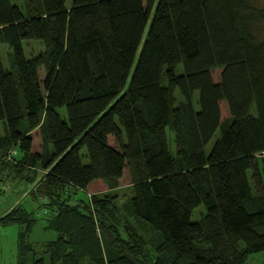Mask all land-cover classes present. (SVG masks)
Wrapping results in <instances>:
<instances>
[{"label": "trees", "instance_id": "trees-1", "mask_svg": "<svg viewBox=\"0 0 264 264\" xmlns=\"http://www.w3.org/2000/svg\"><path fill=\"white\" fill-rule=\"evenodd\" d=\"M15 1L0 0V173L33 183L25 197L56 234L31 241L37 206L17 203L0 216L18 226L16 264H251L264 252V0ZM28 39L42 51L26 56ZM124 169L122 210L146 236L116 227L109 191ZM94 180L107 191L75 199Z\"/></svg>", "mask_w": 264, "mask_h": 264}, {"label": "rangeland", "instance_id": "rangeland-1", "mask_svg": "<svg viewBox=\"0 0 264 264\" xmlns=\"http://www.w3.org/2000/svg\"><path fill=\"white\" fill-rule=\"evenodd\" d=\"M12 2L17 3L19 6H20L19 3H21V2H16L15 0H12ZM22 43H23L24 53L26 56L35 55L39 53L40 51H42L43 49L42 44L35 39L23 40ZM7 51H8L7 46L5 44L0 43V58H1L3 67L6 69L9 68L8 59H7ZM177 70H179V68H177ZM219 72H220L219 68H214L210 71L211 78L214 82L218 80ZM43 76H44L43 69L39 68L38 70L39 79H41ZM175 95H176L177 100H179L180 97L178 96V94L175 93ZM196 96H197V92L194 93V98ZM218 106H219V112H220V119H223L227 116L226 105L223 101H220ZM59 112H60L61 117L65 118V112H64L63 107L59 108ZM1 126H2V122L0 121V134L2 133ZM165 135H166L168 149L170 150L171 153H174L172 133L167 127L165 128ZM215 135H217V131L215 132L214 136ZM214 136H212L210 141L206 144L205 146L206 150L209 148L211 142H213ZM108 142L110 144H114L112 138L110 137L108 138ZM39 146H40L39 137L37 134H35L31 147L33 150H36L39 148ZM83 161H86V159L83 158ZM16 179H9L4 183L3 189L5 190V193L0 194V206L4 205V203H7V201L11 203L14 198L18 197V194H12V193L15 192L18 189V187L22 186L24 181L17 183L18 180ZM129 185L130 183H129L128 174H127V171L124 169L121 177L117 180V186L109 191L112 194L114 193L116 196L114 200L115 206L118 211L116 215V227H117L118 232L123 238H126L125 231L123 230L124 224H129L135 231H137L143 236H146V232L144 231L143 228L139 226L138 222L134 218L125 214L122 210L123 208L122 206L126 202V199L130 194ZM25 187H27L26 189L27 191L29 189V186L27 183L25 184ZM95 190L97 192L100 191L98 196L102 195L104 191H107L106 186L103 183H99V185L97 186ZM74 196H75V199L83 200L87 198V193L85 191L78 190L76 191ZM21 201H22L21 202L22 205L27 209H32L37 206L36 212H35V214L37 213V215H35L36 222L30 232L29 239L33 242H41L44 240L53 239L56 236L55 232L50 229H45L42 226L45 222L44 219L46 217V214L43 212L42 209L38 207L39 201L38 202L31 201L26 197H24L23 200ZM71 203L74 204L75 202L74 203L71 202ZM203 211H204V208L202 205H198L194 207L191 210V213L189 216L190 221L198 220L199 216L201 215V213H203ZM17 228L18 226L16 224H10V225L0 228V264H16L15 238H16ZM36 250L37 252L35 256L36 257L42 256L44 257V260H46V255L41 254L38 248ZM263 255H264V252L251 255L250 260H249L250 263L255 264L257 261H260ZM141 256L145 259H150L154 256V253L149 246H145L143 250L141 251ZM26 264H29V262L27 261Z\"/></svg>", "mask_w": 264, "mask_h": 264}, {"label": "crops", "instance_id": "crops-1", "mask_svg": "<svg viewBox=\"0 0 264 264\" xmlns=\"http://www.w3.org/2000/svg\"><path fill=\"white\" fill-rule=\"evenodd\" d=\"M1 131L2 133L0 135L3 134L4 132V126H3V123H2V126H1ZM30 134L32 136V143H33V138L35 136V134L38 135V132H37V129L34 128L30 131ZM31 143V145H32ZM40 147V146H39ZM31 150L34 151V152H38L39 151V148L36 149V150H33L32 147H31ZM0 178H2L0 180V194H4L5 193V190L3 189L4 188V183L9 180V179H16L18 180L17 183L21 182V181H24L23 179H19V177L17 176H13L9 171H3L2 173H0ZM99 183H102L100 182L99 180H94L92 182H90L87 187L85 188V190H81V191H85L86 193L90 194V193H99L97 192L95 189L97 188V186L99 185ZM25 184L26 182L24 181L23 185L18 187V189L13 192L12 194H18V197L14 198L13 201L10 203L9 201H7V203H4V205H1L0 206V216L4 215L5 213H7L12 207H14L17 203L21 202V200H23V198L25 197V195L27 194L28 190L31 189L33 183L31 184H28L29 186V189L26 191L27 187H25ZM105 185V184H104ZM102 192V191H101ZM24 194V195H23ZM23 195V196H22ZM71 202H75L73 199L70 200V203ZM45 220V219H44ZM45 224V222H44ZM43 224V225H44ZM42 225V226H43Z\"/></svg>", "mask_w": 264, "mask_h": 264}, {"label": "built area", "instance_id": "built-area-1", "mask_svg": "<svg viewBox=\"0 0 264 264\" xmlns=\"http://www.w3.org/2000/svg\"><path fill=\"white\" fill-rule=\"evenodd\" d=\"M10 153H14V150H10ZM87 196H89V194L87 193Z\"/></svg>", "mask_w": 264, "mask_h": 264}]
</instances>
